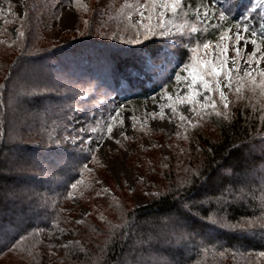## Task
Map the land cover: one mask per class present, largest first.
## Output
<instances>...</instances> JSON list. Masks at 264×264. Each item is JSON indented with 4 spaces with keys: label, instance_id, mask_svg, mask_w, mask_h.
<instances>
[{
    "label": "trees",
    "instance_id": "16d2710c",
    "mask_svg": "<svg viewBox=\"0 0 264 264\" xmlns=\"http://www.w3.org/2000/svg\"><path fill=\"white\" fill-rule=\"evenodd\" d=\"M25 7L29 12L42 10L38 15L42 22L37 27L21 23L23 37L0 32V264H156L158 260L168 264H264L260 255L264 233L235 231L227 224L210 222L221 207L226 208L224 215L232 224L264 215V152L260 151L264 105L247 97L244 106L226 115H205L212 128L197 129L187 145L171 143L166 155L155 153L151 162L141 165L142 178L137 179L135 193L115 188L94 150L64 139L73 136V106L83 109L87 100L76 71L81 58L73 53L81 45L61 50L52 40L37 38V30L48 31L47 17L54 18L52 0H26ZM256 32L264 36L263 23ZM88 43L96 45L92 39ZM64 56L68 67L62 65ZM83 60L85 64L87 59ZM61 73L69 80H52ZM150 88L139 86L127 98L142 106ZM250 142L257 148L251 156L247 153ZM239 144L245 145L243 154L233 151ZM18 153L24 154L25 162H14L8 168L4 164L7 156ZM226 157L225 168L231 166L242 183L224 179L228 175L224 169L214 173ZM196 171L211 179L202 188L197 182L186 193L191 208L180 220L183 231L192 233L194 239L177 243L180 230L168 223L177 209L171 196H162L185 185ZM97 178L111 190L102 189ZM75 181L79 183L71 189ZM221 184L233 191L220 196ZM157 192L161 196L153 195ZM133 195L148 201L137 206ZM218 199L227 200V205H220ZM75 201L89 210L81 219L70 211ZM56 224L67 240L57 248L46 238ZM146 236L158 239L151 249L138 250Z\"/></svg>",
    "mask_w": 264,
    "mask_h": 264
},
{
    "label": "rangeland",
    "instance_id": "374dc122",
    "mask_svg": "<svg viewBox=\"0 0 264 264\" xmlns=\"http://www.w3.org/2000/svg\"><path fill=\"white\" fill-rule=\"evenodd\" d=\"M52 1L55 5L54 18L50 20V17H47L49 18L48 31L37 30V38L41 41L50 39L56 46H60L61 50L81 45L73 53L81 58V61L76 63V71L79 74V82L82 83L84 98L87 99L83 109L73 106L70 120L73 136H70L71 141H67L76 144L79 143L78 137L81 135L84 137L90 135L92 141L85 139L83 143L85 148L94 150L101 166L111 177L115 188H125L132 194L135 193L138 177L142 178L138 169L143 163L151 162L155 153L162 152L166 155L171 143L187 145L194 131L200 128L205 131L212 128L207 116H197L187 103L176 105L177 114H173L171 108L166 106L170 103L165 98L166 92L170 93L174 99L177 94L184 95L186 92L183 80L177 83L174 78L175 72L180 71L181 62L194 63L196 56L205 57L206 53L210 54L213 48H216L217 42L221 45L228 43V56L233 57L236 55L232 50L235 40L220 41L221 31L228 28L230 34L234 36L236 31H243L236 25L247 22L250 32L244 35L249 36L252 31L256 32L257 28L262 23L264 24V0H232L231 10L226 14L228 17L226 20H221L216 14L224 7V4L218 3L217 0H207L205 5L201 0H183L185 7L179 10L175 17L171 13L166 14L165 17L166 20L172 21L170 27L175 33L174 37L156 35L145 39L141 36L138 42L132 43L130 41L136 39V28L141 20L137 6L145 3L146 0H79L78 3L77 0ZM25 2L26 0H0V32L6 31L13 37H17L21 23L37 27V24L42 22V19L38 18L42 10L29 12L25 7ZM205 7L215 10L211 11L206 19L203 16ZM197 8L200 9L199 16L196 14ZM129 12L132 13L131 19L128 17ZM92 19L95 20L93 27ZM151 23L153 25L157 23L155 16ZM176 25L183 26V34L179 32ZM193 26L197 27L198 32L190 34V28ZM140 30L143 31V28ZM36 32L32 31V35L34 36ZM115 37H122V39ZM260 37L261 35H257L255 38L261 45V51H264V41ZM91 39L96 41V45L88 43ZM172 39L176 40L179 47L172 44ZM206 40L214 42L212 48L207 50L201 48L197 52L195 44ZM253 47L251 42L246 47L243 41L240 42V75H243L244 70L249 67L253 69L257 67L255 62L251 65L247 63L248 54L252 52ZM166 51L186 52V54H170L165 58L163 53ZM216 51L218 53L219 49L216 48ZM256 55L259 57L260 53ZM83 58L87 59L85 64ZM206 58L211 57L209 55ZM150 61H154L157 66L155 70ZM232 64V60L229 59L228 67H232ZM62 65L66 67L70 65L65 56L62 58ZM259 67L264 69V59L260 60ZM181 75L184 74L181 73ZM54 76L52 80L55 78L69 80V77L62 73L60 76ZM259 80L260 77H257V82ZM220 82L227 96L228 108L223 107L215 94L213 98L216 99L218 110L225 115L237 106H244L243 99L247 97L250 101L261 104L260 106L264 105V97L260 96L258 91L251 89L249 81H242L245 87L239 93L234 90L235 80L232 88L226 85L223 77L220 78ZM139 86L151 87L147 91L149 97L143 101L142 106L133 105V99L127 98ZM155 88L157 91L153 92ZM206 95L208 93L202 92L199 99L203 101ZM117 108H120V112L117 120L112 122L113 131L110 137L106 131L107 123L111 122L108 116L114 115ZM162 110L165 113L164 119L159 117ZM153 113L156 114L155 117ZM181 113L186 117L185 121L178 118ZM132 117L136 119L133 120ZM121 119L122 124L119 123ZM187 120H192L194 126L188 125ZM80 128L85 129L84 133L79 132ZM92 129L96 131H91ZM122 133L126 134V138ZM210 133L214 135V132ZM117 140L119 143H116ZM22 159H24L23 153H18L17 157L9 155L7 163L4 164L12 169L14 162L18 161L23 164L25 161L22 162ZM97 179L102 189L111 190L109 184L102 178ZM133 198L137 206L148 201L141 197L134 196ZM70 211L74 214L78 213L77 217L80 219L89 212L77 201L74 202ZM46 238L47 242L55 248L61 242H67L63 237L62 227L58 224L50 227Z\"/></svg>",
    "mask_w": 264,
    "mask_h": 264
},
{
    "label": "snow or ice",
    "instance_id": "6c2138e0",
    "mask_svg": "<svg viewBox=\"0 0 264 264\" xmlns=\"http://www.w3.org/2000/svg\"><path fill=\"white\" fill-rule=\"evenodd\" d=\"M79 0H77V3ZM218 3H223L224 7L223 9L219 10L216 14L219 16L221 20H226L227 13L231 10L232 6V0H217ZM138 15L141 17V20L139 22V26L136 28V39L130 41L132 43H136L139 40V37L143 36L145 39H149L151 36L159 35L161 37H165L167 35L168 38L174 37L175 33L171 30L172 21L166 20V14L171 13L173 17L176 16L179 10L183 9L185 7L183 0H146L145 3H141L138 6ZM10 11V10H9ZM211 11H215L213 9H210L208 7L204 8L203 16L206 19L207 16ZM197 16L200 15V9H196ZM132 13L129 12L128 17L131 19ZM153 16H155L157 23L153 25L151 23ZM145 21H148V23H145ZM179 32L183 34L184 28L183 26L176 25ZM236 27L238 29L242 28L243 31H236L234 36L230 34V29L224 28L219 36L220 41H229L231 42L233 39L235 40V45L233 46L232 50L235 52V56L229 57L228 51H229V44L224 43H216V48L219 49V52L217 53L216 48H213V51L209 54L206 53L205 57L196 56L194 58L193 62H181L180 71L175 72V80L177 83L181 82L183 80L184 87L186 88V92L184 95H179L175 97V99L172 97L170 93H165V98L170 101L167 107L171 108V111L173 114H177V104H185L191 106V110L196 113L197 116H205L210 114H215L218 116L224 115L221 111L217 108L216 99L213 98V94L218 96L221 104L225 109L228 108V102H227V96L225 92L221 88V82L220 78L223 77L226 85L229 88L233 87V81L235 80L236 86L235 91L239 93L245 85L242 83V81H249L251 89L253 91H258L260 96L264 97V69L259 67V63L261 59H264V51H261V45L258 43V40L255 38L257 37V33L252 31L251 35L246 36L244 33L250 32V26L247 22H244L243 24H237ZM140 28H143V31L140 30ZM198 29L197 27L193 26L190 28V34L197 33ZM25 33L23 31L19 32V36L23 37ZM118 39H122V37H115ZM260 39L264 41V36H261ZM244 42V46L246 47L249 42L254 46L251 53L248 54V60L247 63L251 65L253 62L256 63L257 67L255 69L249 67L244 70V74L240 75V56H241V48H240V42ZM212 40H206L202 43H196L195 44V50L199 52V50L202 49H209L213 46ZM172 44L179 47V45L176 44V40L172 39ZM260 53V56L257 57V53ZM185 55L184 53H170V52H164L163 55L165 58H167L169 55ZM211 58H206L209 56ZM229 59L232 60L233 64L232 67H228V61ZM171 61H169L170 63ZM150 63L153 66V70L157 67L154 64V61H150ZM181 73L184 75L182 76ZM257 77H260L259 82H257ZM202 92L208 93L204 97V100L201 101L199 99V96ZM155 99V98H153ZM122 108V106H120ZM164 107V106H162ZM120 108L115 109L114 115H109L108 120L111 121L107 123L106 131L108 135L111 137V133L113 131V123L117 120V116L119 115ZM155 113H153V117H155ZM160 119H164L165 113L164 111H160L159 113ZM181 121H185L186 117L181 113L178 117ZM133 120L136 119V117H132ZM119 123H123V120L121 119ZM188 125H193L192 120H187ZM194 126V125H193ZM135 127V125H133ZM85 129L80 128L79 132L82 134L84 133ZM91 131H96V129H92ZM122 135L125 136L126 134L122 133ZM65 140L71 141V137L67 136L64 138ZM79 142L82 144L84 143V140L87 139V141L91 142L92 137L89 135L87 137H84L81 135L78 137ZM116 143H119L117 140ZM245 148V145L239 144L236 145V147L233 149L234 152L241 153V150ZM257 150L256 145L253 143H249L247 145V153L249 156L255 153ZM260 151L264 152V139L261 140L260 143ZM229 157H226L224 160H222L217 166L216 169H214V173L219 172L220 169H224L226 173H228L227 176H224V179L232 178L235 183H242V181H239L235 177V173L232 171L231 166L228 168H225V165L228 163ZM83 167H87V165H83ZM75 179V178H72ZM211 179V176L204 175L199 171L193 172L191 174V179L187 180L186 184L180 187H177L171 191H167L163 194L162 198L166 199L168 196H171L174 201V205L177 209V214L173 216L168 217V223L176 225V227L180 230V237L177 240V243H180V241H184L185 243L188 240L194 239L192 233L184 232V225L181 223L180 216L184 214V212L188 211L191 208V205L188 203V201L191 199L189 195H186L189 191H191L199 182L200 187L202 188L209 180ZM262 180H264V176L261 177ZM79 181H75L71 183L70 187L71 189H76L77 184ZM233 191L232 188H230L227 184H221V187L219 189L220 196H225L227 193H230ZM155 196H161V193H153ZM220 205H227L228 201L223 199H218L217 201ZM226 211L225 207H221L218 210V215L211 219L210 222L216 225H225L227 224L228 227L235 231L240 232H257L264 233V215L261 216H254L252 218H243L238 220L236 223H227V217L224 215V212ZM127 223V221H125ZM130 226V225H129ZM127 235V233H125ZM158 239V236H146L140 240V248L138 250H146L151 249L153 245V240ZM146 246V247H145ZM183 246V245H181ZM14 247V245H13ZM67 247V245H65ZM206 250V249H204ZM261 256H264V252L260 253ZM135 260V258H134ZM156 264H168L167 261H156Z\"/></svg>",
    "mask_w": 264,
    "mask_h": 264
}]
</instances>
